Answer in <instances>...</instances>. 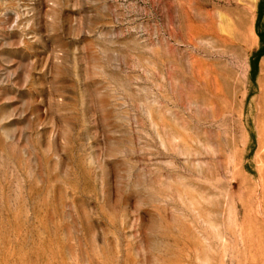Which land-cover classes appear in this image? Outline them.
<instances>
[{
	"label": "rangeland",
	"instance_id": "374dc122",
	"mask_svg": "<svg viewBox=\"0 0 264 264\" xmlns=\"http://www.w3.org/2000/svg\"><path fill=\"white\" fill-rule=\"evenodd\" d=\"M0 264H264V0H0Z\"/></svg>",
	"mask_w": 264,
	"mask_h": 264
}]
</instances>
